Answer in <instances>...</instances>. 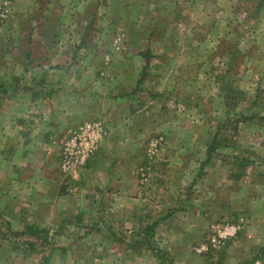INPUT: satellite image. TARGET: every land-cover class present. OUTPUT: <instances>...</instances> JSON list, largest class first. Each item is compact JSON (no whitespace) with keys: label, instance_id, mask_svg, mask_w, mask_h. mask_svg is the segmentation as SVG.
<instances>
[{"label":"rangeland","instance_id":"obj_1","mask_svg":"<svg viewBox=\"0 0 264 264\" xmlns=\"http://www.w3.org/2000/svg\"><path fill=\"white\" fill-rule=\"evenodd\" d=\"M256 1L0 0V264H264Z\"/></svg>","mask_w":264,"mask_h":264},{"label":"built area","instance_id":"obj_2","mask_svg":"<svg viewBox=\"0 0 264 264\" xmlns=\"http://www.w3.org/2000/svg\"><path fill=\"white\" fill-rule=\"evenodd\" d=\"M101 135L102 129L97 124H84V126L80 127L74 139L65 144L63 151V169L65 171H74L76 168L85 165L87 159L96 152L98 139ZM224 238L225 235L219 231L218 237H214L211 244L216 246Z\"/></svg>","mask_w":264,"mask_h":264},{"label":"trees","instance_id":"obj_3","mask_svg":"<svg viewBox=\"0 0 264 264\" xmlns=\"http://www.w3.org/2000/svg\"><path fill=\"white\" fill-rule=\"evenodd\" d=\"M264 7V0H257L256 1V9H259V11H260V9H262ZM44 10H46V8L45 9H43L42 11H44ZM45 24H46V26H50V27H53V23H51V21H46L45 22ZM152 58V57H151ZM0 87H2V86H0ZM16 89H19V88H16ZM231 92H233V91H231ZM231 92L229 93L228 92V94L226 95V98L228 97V98H230V96H231ZM29 94H32V91H29ZM38 94V93H37ZM34 95H36V94H34ZM33 95V96H34ZM35 97V96H34ZM210 150H212V149H210ZM212 154H210L209 155V157H212L211 156ZM29 231H33V229H29ZM33 234H39L37 231H34V233Z\"/></svg>","mask_w":264,"mask_h":264},{"label":"crops","instance_id":"obj_4","mask_svg":"<svg viewBox=\"0 0 264 264\" xmlns=\"http://www.w3.org/2000/svg\"><path fill=\"white\" fill-rule=\"evenodd\" d=\"M36 96H38V94H36ZM34 97V96H33ZM37 98V97H36ZM32 102H34V101H32ZM49 126H51V125H49Z\"/></svg>","mask_w":264,"mask_h":264}]
</instances>
